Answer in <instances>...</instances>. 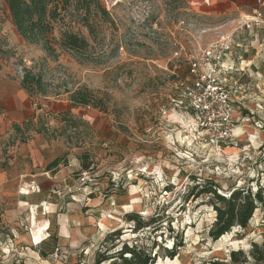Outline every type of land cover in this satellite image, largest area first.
<instances>
[{
    "label": "rangeland",
    "instance_id": "1",
    "mask_svg": "<svg viewBox=\"0 0 264 264\" xmlns=\"http://www.w3.org/2000/svg\"><path fill=\"white\" fill-rule=\"evenodd\" d=\"M216 1L205 7L204 0H101L110 14L93 17L94 34L82 23L60 21L50 34L59 39L71 29L87 37L93 57L82 61L55 40L54 55L25 40L0 0V66H11L21 80L28 70L41 75L45 93L33 96L68 100L73 107L71 115L52 109L39 115L51 128L48 136L73 155L72 172H62L54 190L48 175L9 172L20 136L5 151L16 132L0 136V164L8 163L0 165V264H113L97 259L124 243L156 255L153 264H258L253 250L256 244L264 251V205L246 227L235 225L214 240L213 200L191 189L213 182L227 196L241 187L264 194V28L234 35V69L225 76L234 87L233 137L218 139L187 103L173 101L181 96L175 81L189 77L187 57L232 32L233 20L258 7V0H234L238 7L227 13L208 12ZM79 88L89 89L91 104L71 101ZM86 151L88 169L82 168ZM134 213L151 225L136 228L129 219ZM30 230L35 235L26 238ZM235 250H243L246 263L231 262Z\"/></svg>",
    "mask_w": 264,
    "mask_h": 264
},
{
    "label": "trees",
    "instance_id": "2",
    "mask_svg": "<svg viewBox=\"0 0 264 264\" xmlns=\"http://www.w3.org/2000/svg\"><path fill=\"white\" fill-rule=\"evenodd\" d=\"M3 1L8 7L14 26L25 40L31 43H42L43 48L52 55L56 52L52 45V41L55 40L60 48L80 54L82 61H88L93 57L92 52L89 51L88 38L71 29L62 30L59 39L52 38L50 34L54 30L55 22L60 21L64 25L82 23L92 35L97 30V23L94 24L93 17L98 16V13H102L106 19L110 14L101 0H60V2L57 1L55 4H53V0ZM99 27L100 25H98ZM22 86L28 91L30 96H33L36 92L45 93L41 75L29 70L23 75ZM71 101L76 105H89L94 100L89 97L88 88H79L72 92ZM71 119L72 117H65L63 120L73 122ZM31 126L36 127L34 130L37 133H42L46 137H49L48 131L51 129L45 124L43 116H40L37 122L34 119H28L24 122V126L17 123L14 124L13 129L16 133L14 138L12 137L13 142L11 145L17 142L19 136L20 142L28 139V132ZM90 155L89 151L84 152L82 155V168L88 169L91 166V163L87 160ZM59 163L60 159L56 158L50 165L55 166ZM7 164V161H5L2 163V166L5 167ZM111 184L115 186V184H118V181L112 180ZM191 192H193V195L199 193L197 194L198 196L208 193L213 200L212 205L216 211V219L213 222L211 236L214 240L219 239L235 225L246 227L255 210L260 205H264L262 188H259L256 193H253L250 188H235L227 196L218 192V186L215 183L207 182L205 185L197 184L193 186ZM129 219L136 222V228L138 227V229L150 226L152 223L151 220L143 222L136 213L131 214ZM178 246V244H174L170 249L169 253L171 257L177 254L176 249ZM127 253L131 255L125 256L124 254ZM253 256L258 264H264V251L259 250L256 244ZM116 258H120L122 264H153L156 255H152L151 252H145L142 248H138V246H128L124 243L115 254H110L107 251L101 254L97 262L100 263L112 259V263L117 264ZM230 258L232 263L247 262L243 250L231 251Z\"/></svg>",
    "mask_w": 264,
    "mask_h": 264
},
{
    "label": "crops",
    "instance_id": "3",
    "mask_svg": "<svg viewBox=\"0 0 264 264\" xmlns=\"http://www.w3.org/2000/svg\"><path fill=\"white\" fill-rule=\"evenodd\" d=\"M209 0H204L203 5L210 7L213 3ZM233 5L238 7L234 0H217L216 9H210L208 12L222 14L233 9ZM259 8L254 9L253 13ZM251 14V13H247ZM235 27L232 32L236 33ZM236 38V36L234 37ZM235 40V39H234ZM237 42L234 44L228 53V60L232 61L233 48L237 47ZM236 50V49H235ZM234 50V53H235ZM262 50V48L260 49ZM234 61V60H233ZM230 80H228V83ZM230 86L233 87L231 83ZM234 89V87H233ZM52 109L54 114H63L64 116L73 113V107L68 100H53L52 97L44 96V98L30 96L28 91L23 88L22 80L17 77L16 71L5 64L0 66V136H7L12 130L14 124L23 126L28 119L38 121L40 111ZM236 112V111H235ZM47 114V113H46ZM234 117L235 114H234ZM238 118H235V120ZM51 129V128H50ZM13 142V139L11 137ZM11 140L5 142L4 151L11 146ZM12 145H15L14 143ZM67 148H61L59 143L54 138L46 137L42 133H35L24 142L16 143L14 161H12V170L9 172H28L29 175L37 178L42 175H48L51 180L49 189H55L58 183V177L62 176V172H72L73 155H70ZM71 153V152H70ZM70 157V158H69ZM10 158H13L10 156ZM56 158L60 159L58 165H50ZM7 161V160H6ZM21 164V165H20ZM2 166V163L0 164ZM7 166V165H6ZM22 166V168L20 167ZM3 167V166H2ZM3 169V168H2ZM42 172V173H33ZM33 230H30L26 238H31L35 235Z\"/></svg>",
    "mask_w": 264,
    "mask_h": 264
},
{
    "label": "built area",
    "instance_id": "4",
    "mask_svg": "<svg viewBox=\"0 0 264 264\" xmlns=\"http://www.w3.org/2000/svg\"><path fill=\"white\" fill-rule=\"evenodd\" d=\"M264 0L259 8L241 19H235V30L264 28ZM256 35V34H255ZM234 33L222 34L194 55L187 57L188 78L178 77L176 89L179 97L173 98L177 106L187 105L196 113L197 122L207 128L218 139L235 135L234 89L225 76L234 65L228 60V53L234 44ZM264 50V37L262 38ZM178 65L174 66L177 69Z\"/></svg>",
    "mask_w": 264,
    "mask_h": 264
},
{
    "label": "bare ground",
    "instance_id": "5",
    "mask_svg": "<svg viewBox=\"0 0 264 264\" xmlns=\"http://www.w3.org/2000/svg\"><path fill=\"white\" fill-rule=\"evenodd\" d=\"M247 130H248V131H247V134H250V135L253 136V132H252L251 130H249V129H247ZM134 187H135V186H134ZM134 187H133V189H135ZM137 203H138V202H137Z\"/></svg>",
    "mask_w": 264,
    "mask_h": 264
}]
</instances>
